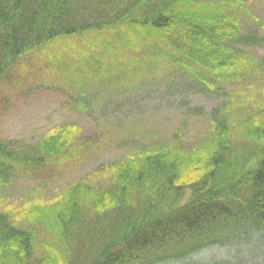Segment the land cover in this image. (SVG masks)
<instances>
[{"label":"rangeland","instance_id":"374dc122","mask_svg":"<svg viewBox=\"0 0 264 264\" xmlns=\"http://www.w3.org/2000/svg\"><path fill=\"white\" fill-rule=\"evenodd\" d=\"M185 6L197 16H230L240 31L264 32V0H188ZM2 75V140L25 146L56 130L67 136L43 169L17 167L0 178V211L38 227L62 264L70 241L61 243L65 235L53 230V220L71 191L89 208L110 186L112 173H98L100 166L127 159L137 167L151 150L168 153L179 159L178 166L172 162L179 182L190 185L209 169L219 120L237 148L264 149V139L251 133L264 122V46L218 74L124 28L58 40L19 60L8 79ZM193 259L211 264L212 249Z\"/></svg>","mask_w":264,"mask_h":264},{"label":"trees","instance_id":"16d2710c","mask_svg":"<svg viewBox=\"0 0 264 264\" xmlns=\"http://www.w3.org/2000/svg\"><path fill=\"white\" fill-rule=\"evenodd\" d=\"M187 2L0 0V73L8 79L19 60L58 40L124 28L139 30L145 39L218 74L264 46V32L240 31L225 14L197 16ZM218 122L209 169L190 185L179 182L172 164L180 165L176 156L151 150L137 167L127 159L100 166L98 173H112L110 186L89 208L81 205L77 190L67 192L52 224L53 230H63L62 244L70 241V258L63 264H204L193 257L210 250L205 246L212 241L264 233V149L258 145L257 154L250 147L237 148L226 137L224 120ZM251 133L264 139V122ZM62 134L56 130L25 146L0 138V178L7 179L17 167L43 169L64 147ZM14 218L0 211V264H62L54 261L53 244L44 241L38 227Z\"/></svg>","mask_w":264,"mask_h":264},{"label":"clouds","instance_id":"9594fccd","mask_svg":"<svg viewBox=\"0 0 264 264\" xmlns=\"http://www.w3.org/2000/svg\"><path fill=\"white\" fill-rule=\"evenodd\" d=\"M205 247L212 249L211 264H264V233L227 242L212 241Z\"/></svg>","mask_w":264,"mask_h":264}]
</instances>
